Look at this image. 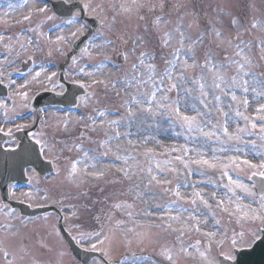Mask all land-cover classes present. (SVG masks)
<instances>
[{"label": "snow or ice", "instance_id": "1", "mask_svg": "<svg viewBox=\"0 0 264 264\" xmlns=\"http://www.w3.org/2000/svg\"><path fill=\"white\" fill-rule=\"evenodd\" d=\"M29 2L30 0H24L25 4ZM40 3L42 6H37L33 0L28 13L22 18L23 21H30L34 15H39L43 17L40 24L30 27L19 35H8L7 40L5 35H0V46L4 49V52L0 54L3 56V59H0V85L9 89L8 99L13 102L12 108L9 109L7 103L0 101V109L4 110V116L8 117L9 111H16L13 95L19 96L24 102L22 107L41 114L46 112L45 108L37 109L33 106L34 97H30L28 91H21V89H27L33 81L40 80L41 77L52 83L58 75L56 71L49 72L48 64L36 63V53L43 51L41 41L49 46L53 44L57 46L56 52L66 58V68L79 69L74 76L69 71L63 73L64 80L73 76L69 82L84 89V94L77 97L78 103L75 105L77 108L81 105L88 106L92 94L87 89L92 85L84 83L75 76L95 77L105 68H114L117 72H121L129 56H135L137 63L132 64L130 75L125 74L122 80L113 81L111 84L113 89H116L118 84L124 85L126 92L129 89H135L130 99L125 101L126 116L110 120L109 113L98 110L97 115L103 119L97 120L91 115L80 116L78 119L85 121V128L91 127L92 131H95L97 126L103 128L105 123L107 124L112 135L105 133L108 138L102 141L100 146L105 149L102 155L108 157L111 154L113 160L106 167L114 168L121 174L120 180L128 182V194L134 195L136 199L144 203L154 205V208H145L143 216L155 217L159 221L155 224L156 227L163 232L176 234L179 247L164 246L159 251V255L168 264H178L181 254L196 260L197 264H242V254L253 251L264 242V158L259 163H254L247 158L248 151H254L256 155L264 157V152L255 151L257 147L264 149V103L256 108L255 116L246 114L249 105V100L246 98L249 86L253 85L252 91L257 97H264V91H256L254 87L258 83L264 86V81L258 80L257 76L251 72L252 60L245 54V49H251L253 43L241 39V36L250 29H257L264 33V22L255 18L248 20L247 17L241 18L234 13L217 10L216 18H205L201 28L198 12L193 10L181 14L180 9L184 6L181 3H171V0H168L167 4L166 0H160L158 4L148 8L149 14L156 13L154 22L148 20L146 15L140 14L139 10L144 7L143 0H121L118 7L113 4L111 17L107 9H103L100 5L94 6L91 0H62V3L67 6L66 11L62 13L51 11L47 0H40ZM76 3L78 6L72 7ZM134 11L139 19L145 20L146 24H151L157 31L158 50L165 64L163 72H158L155 64L157 49L152 52L137 51L146 43L142 36H129L125 32L115 36L114 39L107 38L109 33L115 34L117 31V17L121 13L130 16ZM167 15L178 16L176 27L173 31H165L160 35L162 21L165 24L169 22L164 20ZM187 16H191L192 19L185 27L183 21ZM224 16L229 17L228 23L224 22ZM55 21L59 22L52 23L48 31L42 30L45 23ZM20 22L17 21V23ZM193 28L201 29L195 38L189 31ZM225 32H232L234 35L228 36ZM117 41L123 45L130 44V47L127 50L124 48L117 50ZM205 41L208 42V47L205 50L203 63H200L196 60V50L203 47ZM257 43L261 53H264V37H261ZM213 44L215 47L212 46ZM222 47L225 48L224 60L227 63L216 59V48ZM228 47H234L235 56L240 59L228 56L226 54ZM168 48L173 50L170 53L163 51ZM29 52L30 55H28ZM112 53H117L120 64L112 62ZM94 54L103 56L104 59L90 71L80 66L84 59H92ZM25 55L27 59L21 61ZM46 55L52 56L51 48ZM18 61L29 65L26 71H22L17 66ZM197 67L201 69L200 75L189 77L188 73ZM232 68H235L236 74L229 79L227 72ZM13 71L25 78L23 84H17L12 78ZM97 83H104L107 87V82L93 79L92 84ZM57 88L60 91L56 94L60 96L68 90L64 82L57 80L51 89L45 88V91H56ZM236 89H242L244 97H238ZM172 93H175L174 98L171 96ZM225 97L229 98L227 103H225ZM189 101L193 103L189 104ZM240 105L243 106V110ZM230 113H234V117L230 116ZM157 117H162L170 129L174 130V134L177 137H183L185 142L179 146L163 144L159 139L161 124ZM87 121H91L90 126ZM257 121L260 123L258 124ZM44 123L45 121L41 119V124ZM136 123L141 126L148 123L149 127H154L156 131L143 135L140 140H134L131 138L133 136L131 127ZM230 123L234 125L232 131L229 129ZM67 126L66 119L64 127L67 128ZM26 127L30 125L25 123L15 125L16 131H23ZM121 128L129 130L122 132ZM12 132V128L4 132V128L0 127V133H4L15 142ZM28 135L37 145H40V151L43 153L45 144L37 138L38 134L33 131ZM257 135L259 145L256 139H245V137ZM122 138L126 141L127 147L121 148ZM150 143L154 146L149 147ZM112 144H115V148ZM249 145L251 148L246 151ZM76 148L83 151V157L71 163L67 176L69 182L74 187L80 188L81 184L86 182L84 177H90L96 181L103 178L105 169L97 168L102 161L94 154L90 155L87 150L80 149L79 145ZM141 148L142 152L139 151ZM139 155L144 157L145 163H141L138 159ZM161 156L164 158L160 159ZM242 166L250 171L248 180L251 184L233 176V172L243 170ZM29 171L34 173L35 169H25L26 174ZM168 173H171L173 178H169ZM212 173H219V175L215 176ZM256 177H259L261 181L259 186L254 179ZM33 178V175H28L29 183ZM173 179L177 180L174 186H172ZM117 182L119 181H111V183ZM153 186L162 187L164 193L170 194L172 199L168 203H159L158 201L163 197L147 191ZM257 188L258 191L253 190ZM100 191L103 192L104 189ZM16 192L17 186L10 184L8 186L10 198L17 199L21 204L27 203L29 208L43 206V204L34 205L29 202L33 200L31 193H22L21 195L25 198H21ZM121 194L124 193L113 192L110 195ZM146 196L148 199H145ZM81 197L85 202L80 205L65 206L67 196L52 202L58 206V213L70 210V216L79 219L78 213L81 209L88 212L92 210L87 202L91 199L88 190H81L71 198L80 199ZM246 198L248 202H245ZM49 199L47 195L44 196L45 203ZM98 203L106 204L110 209L108 212L101 209V212L93 217L99 225L98 228L81 229L74 234L73 227L81 228V226L69 225L68 215H58L57 223L60 220L64 221L68 236L84 253H100V257L93 256L86 264H113L110 246L106 247L110 240V233L114 229L133 233L142 243L145 234L137 232L136 228L144 225L136 221L137 214L131 211L134 207L132 203L110 202L108 197L92 201L93 205ZM0 204L2 208L9 209L6 215H19L15 208H11L2 201ZM117 211L126 215L135 226L125 228L126 222L123 219L113 222ZM223 215L230 218L228 223L234 220L240 226V230L227 228L221 219ZM103 217H106V223L101 222ZM44 218L47 219V216ZM22 219L31 221L39 217L29 216ZM210 220L213 221L211 226H209ZM153 223L150 221L148 226H152ZM53 231L58 237L60 236V228L57 225H53ZM193 231L202 239H197L193 244L185 246L184 236ZM127 243L131 245L132 240L128 239ZM214 246L215 254H213ZM0 253L3 254L7 264H17V257L4 247L2 241H0ZM133 257H135V264H155V261L147 256L136 257L133 253ZM118 264H129L128 257L125 256L119 260Z\"/></svg>", "mask_w": 264, "mask_h": 264}, {"label": "rangeland", "instance_id": "2", "mask_svg": "<svg viewBox=\"0 0 264 264\" xmlns=\"http://www.w3.org/2000/svg\"><path fill=\"white\" fill-rule=\"evenodd\" d=\"M108 1L109 0H91L94 6L100 5L102 6L103 9H107L109 15L112 5L111 6L108 5ZM110 1L112 2L114 0H110ZM143 1L148 2V0H143ZM32 2L33 1H30L29 4H25L24 0H17L15 2L17 4L14 5V8L19 9V3H24L23 10L21 9L22 10L21 14L24 13L25 15L24 12L25 8H28L29 10ZM34 2L37 4V6H42L40 0H34ZM103 2H107V4L104 5ZM173 3H181L184 6L180 9L181 14H183L185 11L194 10L200 14V17L202 15H206L208 16L207 19H215L217 16V10H223L224 12L237 14L241 18L247 17L248 20L255 18L256 20L264 22V0H202V1L176 0ZM149 7L150 6L148 5V8ZM3 8L4 7H0V21H2L1 25L7 27V31H9L10 33L9 35L12 36L18 35L16 30L13 29L14 26H10L13 23L11 21L13 20L20 21L21 18H23V16L20 15V13H18V18H17V14L15 16H11L12 18H9L7 15H4L5 9ZM209 10H210V16H209ZM145 15L147 19L152 18L150 16L148 17L147 14ZM33 17L34 20L32 22L38 21L40 23L41 20H43V17L39 15H34ZM125 18L126 21H122L123 24L120 23L119 25L116 26L117 31L115 32V34L109 33L107 38L114 39L115 36L121 35L125 32L129 36H136V35L142 36L146 41V43L144 44L143 48L138 49L137 51L152 52L154 49H157L155 64L157 65V71L163 72L165 68V64L164 61L160 58V51L158 50L159 42L157 40V33L154 36H151L150 34H154L155 31L153 29H149L148 27H147V31H145L146 27L141 26L138 23V20H134L133 13L130 16L126 14ZM190 19H192L191 16L185 17L183 21L185 27L190 22ZM223 19L225 23H228L229 20L228 16H224ZM164 20H167L169 22L165 24L162 21L159 30L160 35H162L163 32L165 31H173L175 29L178 21V16L167 15L164 18ZM57 22L59 21L45 23L42 30L45 32L48 31L47 28L50 27L52 23H57ZM31 24H29V28L31 27ZM201 28H203V26H201ZM200 30L201 29L193 28L190 29L189 31L190 34L193 36V38H195L199 34ZM0 34L5 35L7 40L8 34L7 32L4 31V28H2ZM225 35L232 36L234 35V33L225 32ZM261 37H264V33H261L257 29H250L248 32L243 33L241 39L245 41H251L253 43L251 49H245V54L248 55L252 60L251 72L257 76L258 80L264 81V53H261L257 43ZM53 38H54V34H53ZM41 46L43 48V51L41 52L42 56L40 58H36V63L39 64L41 62H44L48 64L49 72L56 71L58 75L57 77L54 78V81L52 83L48 82L44 77H41L40 80L33 81L27 89H21V91L38 92L40 91V89H45V88L51 89L55 81H57L59 78L58 71L60 68L63 67L66 58L60 56L56 52L57 46L54 44L49 46L45 44L43 41H41ZM175 46H176L175 42H173V47ZM212 46L215 47V44H213ZM129 47L130 44L123 45L119 41H117L116 44L117 50L121 48L127 50ZM207 47H208V42L205 41L204 46L196 50V60L198 62L203 63L204 54ZM49 48H51L52 50L51 57H48L46 55L47 52L49 51ZM0 50H4L2 46H0ZM172 50H173L172 48H168V49H164L163 51L166 53H170ZM235 51L236 50L234 49V47H228L226 54L238 60L240 58L235 56ZM216 53H217L216 59L218 61L222 63H227V61L224 60L225 48L223 47L216 48ZM22 58H24V56ZM103 59H104L103 56H96L94 54L92 59H84L81 62L80 66L85 67L86 70L90 71L95 65H98ZM118 59L119 57L117 53H112V60L114 61V64H118ZM133 63H137L136 57L130 55L127 63L123 65V69L121 72H117L114 68H105L102 73L96 74L95 77L75 76V78L83 80L84 83L92 85L90 88L87 89L92 94V99L90 100L87 107H84L82 105L83 109L85 110V116L91 115L93 117H96L97 120L103 119L97 115L98 110L109 113L108 119L110 120L118 119L121 116H126V108L124 106L125 101L130 99V95L132 92L135 91V89H129L128 92H126L124 85L118 84L117 88L113 89L111 84L113 81L122 80L125 74L130 75V70ZM66 71L72 72L74 76L75 73L79 71V69L78 68L66 69ZM200 72L201 69L197 67L194 70L190 71L188 73V76L198 77L200 75ZM14 73L15 72L13 71V74ZM235 74H236L235 68L229 69L227 72V77L230 79ZM73 76H69L68 81H70L73 78ZM24 79L25 78H23L20 81H17V84H23ZM93 79L103 80L107 82V87L105 86L104 83L92 84ZM41 81L43 82L41 83ZM252 87L253 85L249 86V92L247 93V97H246L249 100V105L246 114L249 116H255L256 108L259 106V104L264 103V97H257L255 93L252 91ZM254 87L256 88V91H264V86H262L259 83L254 85ZM58 91H60L59 88H57L56 91H52V92H58ZM117 92H119V95H117ZM236 92L238 97H244L245 95L242 89H236ZM171 96L172 98H174L175 93H172ZM224 99H225V103H227L229 98L225 97ZM16 101L19 104L23 102L19 96H16ZM191 103H193V101H189V104ZM240 107L241 110H243V106L240 105ZM225 110L228 111L227 108H225ZM22 112L23 110L20 111L19 114ZM73 114L74 113H72L69 116V115H62L59 113H49V114H44L42 116L44 120L50 119V121H52L51 122L52 126H57L59 128L58 131L59 134L57 133V134H50L48 136L46 135L45 139L44 138L40 139L42 143L45 144V151L43 152V155L46 158V160L54 164V166L56 167V174L48 179H38L33 172H29L28 175H33L34 177L33 180L31 181V185L29 186V188L26 189V192H19V191L16 192L17 196L21 198H25L24 196L21 195L22 193L24 194L31 193L33 196V200L29 202L34 203V205L39 203L45 206L53 205L58 207L52 201L59 200L65 196L68 197V199H65V206L68 204H77V205L83 204L85 202L83 197H81L80 199H72L71 197L75 196L81 190H88L91 199L88 200L87 202L91 206L92 209L91 212L84 211L83 209H81V211L78 213L79 219H76L75 217H71L70 210H66L64 213V215H68L69 217L68 219L69 225L81 226V228L73 227L72 230L74 234L81 229L91 230L94 228H98L99 225L93 217L96 214L100 213L101 209H103L104 212H108L110 210L108 205L99 204V203L93 205L92 201L97 199H103L104 197H108L110 202H118L121 201L122 199L125 201V198L127 197L126 201H130V203L134 205L131 211H133L134 214H137L135 216L136 221H138L139 224L144 225L143 227H137L136 231L140 233H144L145 238L141 243L133 233H126L120 231L119 229H114L113 232L110 233V240L106 245V247L110 246L112 261H116V260L118 261L123 256H126L128 257L129 264H135V257H133V253H135L136 257H141V256L150 257L152 261H155V264H168V262L159 255V251L161 247L171 246V243L173 242L171 234L169 232H163L160 228L155 226V224L159 223V221L155 217L152 219H147L148 217H144L142 215L145 208H153L154 205L144 203L141 200L136 199L134 195L128 194L127 193L128 182L125 180H120L121 174L118 173L114 168L106 167V165L113 160V157L111 154H109L108 157H104L102 153L104 152L105 149L101 147L100 144L102 141L108 138V136H106L105 133H107L109 136L112 135L111 130L108 128L107 124L105 123L103 128L97 126L96 130L92 131L91 127L85 128L86 122L79 120L78 119L79 115H73ZM189 114H191L190 111ZM230 116L234 117V113H230ZM66 119L68 121L67 128L64 127V122ZM157 120H159L161 124L160 134L163 133L167 138V140L160 139L163 144L165 145L175 144L179 146L180 144H183L185 142L183 137H177L174 134V130L170 129L168 123L162 117H157ZM257 123L259 124L260 121H257ZM87 124L90 126L91 121H87ZM241 124H243V121H241ZM138 129H139V134H138ZM229 129L230 131L234 130V125L230 123ZM128 130L129 129L121 128L122 132ZM131 131L133 133L132 139L140 140L142 139L143 135L152 134L153 132L156 131V129L154 127H149L148 123H145L142 126L139 123H136L132 125ZM63 138H69V142L63 144V141H61V139ZM58 139H60V141ZM245 139H256L257 145H259L260 143L258 135L253 137H245ZM120 144H121V148L127 147L126 141L123 138L121 139ZM77 145H79L80 149L87 150L90 155L94 154L100 161H102V163L97 165V168L105 169V176L101 178L99 181L93 180L90 177H84V180L86 182L82 183L80 188L74 187L67 179L68 171L71 163L83 157V151L77 150L76 148ZM148 146L152 147L154 145L150 143ZM112 147L115 148V144H112ZM250 148L251 146L249 145L246 151H248ZM139 151L142 152L143 149L141 148L139 149ZM255 151L264 152V149H260L259 147H257ZM159 158L163 159V157H159ZM247 158L252 160V162L254 163H259V161L264 157H261L260 155H256L254 151H248ZM138 159L141 161L142 164L145 163L144 157L142 155H139ZM81 167L83 166L81 165ZM233 173L237 174L238 177L236 178L245 182L243 176L246 175V179H248V175L250 174V171L246 167H243L242 171L233 172ZM212 175L218 176L219 173H212ZM168 176L169 178H173L171 173H168ZM114 180L119 182L111 183V181ZM175 183H177V180L173 179L172 186H174ZM100 189H104V191L101 192ZM147 191L156 193L158 197L160 196L161 193H163L162 195L163 199L159 200L158 201L159 203H168L170 199H172L171 195L165 194L163 188L160 186H153L151 189H148ZM113 192L124 193V194L110 195ZM45 195H47L50 198L47 203L44 202ZM146 198L148 199L147 196L145 197V199ZM245 202H248L247 198ZM0 208H2L1 204H0ZM7 210L9 209L2 208L0 212L3 213L4 211H6L7 213L8 212ZM119 219L125 220L126 222L124 225L125 228H130L135 226L132 220H130L126 215L117 211L115 212V216L113 217V222ZM221 219L227 228L235 229L236 231L240 230V226L236 224L234 220L232 223H228L230 218L227 215H223ZM56 220L57 218L51 215L47 222H42V223L38 221L30 222L28 224L29 226L25 228L24 226L25 223L16 224L14 218L9 219L6 221V224L9 227L5 228L3 227L4 224L0 225V241L3 242L5 248L13 246L15 244L14 242H16V245L17 243H19V247L24 246V248H21L19 250L17 255L15 254V256L17 257V264H76L75 261H73V259L71 258V256H68L67 253L68 250L64 245H63L64 247L63 250L66 252V255L61 254L60 256L54 257V255L50 254L49 257L45 259L43 257V253L41 254L42 248H44L47 240H48L47 247L44 248V251L46 249V255H48L54 250V245H53L54 241L52 237H54L55 235L58 240V236L53 231V225H56ZM150 221L154 222L152 226H148ZM101 222L106 223L107 222L106 217H103ZM212 223L213 221L210 220L209 226H211ZM30 228H32V230H30ZM46 228H48L49 231H51L52 229V232L50 233L44 232ZM3 235L7 237L4 239ZM128 239L132 240L131 245L127 243ZM197 239H202V237H200L199 234H197L195 231L186 234L184 236L185 246L193 244ZM175 242L177 244V241ZM55 252H57V248ZM215 252L216 249L214 246L213 254H215ZM32 253L36 259H34L33 262H26L25 260L31 257ZM21 257H23V259H20ZM0 264H7L2 253H0ZM178 264H197V261L181 254L178 259Z\"/></svg>", "mask_w": 264, "mask_h": 264}, {"label": "water", "instance_id": "3", "mask_svg": "<svg viewBox=\"0 0 264 264\" xmlns=\"http://www.w3.org/2000/svg\"><path fill=\"white\" fill-rule=\"evenodd\" d=\"M57 11L59 13L63 12L64 8L58 7ZM73 92H70L66 97H52L51 99L55 102H66L70 100ZM79 94V93H78ZM76 93L74 94V98L76 97ZM73 98V99H74ZM4 138L0 136V179L1 184L0 188L5 195L7 192V188L9 184L16 181H24V171L28 167H34L39 170L41 174H47L51 170V166L49 164H45L40 157V154L37 148L29 142H26L22 145L21 149L15 153H6L1 147L4 143ZM6 196V195H5ZM24 213L29 214L31 216H35L38 212L44 213L47 210H38L30 213L28 208L25 206L18 205ZM64 232V230L62 229ZM69 241V245L74 252V255L80 260L85 261L89 260L92 257L91 254H87L82 252L79 248L75 246V244L71 241L69 236H67ZM242 264H264V242L260 243L253 251L244 253L241 256Z\"/></svg>", "mask_w": 264, "mask_h": 264}, {"label": "bare ground", "instance_id": "4", "mask_svg": "<svg viewBox=\"0 0 264 264\" xmlns=\"http://www.w3.org/2000/svg\"><path fill=\"white\" fill-rule=\"evenodd\" d=\"M160 138L161 139H163V140H167V138H166V136L163 134V133H161L160 134ZM165 142V141H164ZM158 151H162L161 149H158ZM147 199V198H146ZM146 217V216H145ZM147 219H152V217H148Z\"/></svg>", "mask_w": 264, "mask_h": 264}]
</instances>
